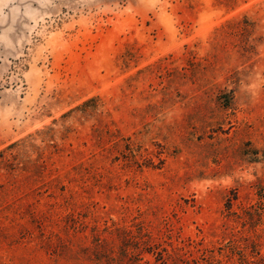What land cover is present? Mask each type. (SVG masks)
<instances>
[{
    "label": "rangeland",
    "instance_id": "obj_1",
    "mask_svg": "<svg viewBox=\"0 0 264 264\" xmlns=\"http://www.w3.org/2000/svg\"><path fill=\"white\" fill-rule=\"evenodd\" d=\"M0 264H264V0H0Z\"/></svg>",
    "mask_w": 264,
    "mask_h": 264
}]
</instances>
